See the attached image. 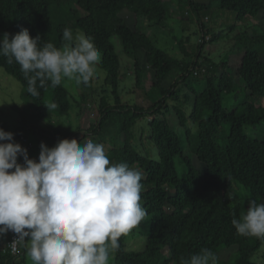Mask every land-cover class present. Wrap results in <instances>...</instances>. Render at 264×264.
<instances>
[{
  "label": "trees",
  "instance_id": "1",
  "mask_svg": "<svg viewBox=\"0 0 264 264\" xmlns=\"http://www.w3.org/2000/svg\"><path fill=\"white\" fill-rule=\"evenodd\" d=\"M214 1L223 10L233 11L239 22L251 17L264 20V0H0V42L5 33L11 38L27 28L33 38L41 37V44L61 47L67 27L74 35L83 30L101 53L99 65L106 72L109 91L96 93L92 85L83 83L69 86L70 90L63 81L57 87L49 81L46 88L38 89L39 97L28 93L21 66L0 56V67L21 83L25 98L32 102L28 113L21 114L19 126L10 128L0 122V128L12 132L15 143L31 146L28 156L37 162L42 142L51 148L84 132L78 143H103L111 163L123 162L144 174L140 203L147 213L143 220L150 222L147 243L143 250H131L126 247V234L122 235L118 248L112 249L113 264H180L181 257L205 248L215 254L216 264H264L260 260L264 253L253 260L264 238L238 235L231 222L247 211L249 200L264 203V135L252 137L244 128L264 122V105L259 102L264 100V33H239L236 39L242 50L234 60L227 57L216 62L203 56L205 47L221 37L216 34L206 40L210 29L201 19L215 7ZM174 6L181 10L186 6L201 21L204 33L195 58L189 51L183 59L172 56L143 28L146 21L165 27ZM113 36L120 38L124 53L134 60L132 67L127 63L135 75L134 88L143 84L145 65L152 68L153 87L159 95H149L150 106L123 102L122 63ZM198 78L205 80L200 90L191 85ZM171 79V87H166L164 83ZM183 84L195 94L190 114L182 100ZM237 85L246 91L244 100L225 107L224 96ZM49 102L56 108L49 111L45 106ZM92 106L98 109L97 118ZM74 111L78 118L87 115L81 125L69 119ZM169 115H175L178 126ZM149 116L142 130L159 159L149 154L146 138L136 135L140 119ZM85 123L90 126L84 127ZM18 162L24 163L23 156ZM238 183L250 192L249 198L240 196ZM9 237L8 232L0 235V264H24L28 241H21L14 255Z\"/></svg>",
  "mask_w": 264,
  "mask_h": 264
},
{
  "label": "clouds",
  "instance_id": "2",
  "mask_svg": "<svg viewBox=\"0 0 264 264\" xmlns=\"http://www.w3.org/2000/svg\"><path fill=\"white\" fill-rule=\"evenodd\" d=\"M62 39L57 47L41 44L27 28L11 38L4 34L0 56L21 66L31 96L39 97L49 81L52 87L64 80L88 85L97 77L102 57L93 39L67 27ZM76 139L77 134L51 148L42 142L37 162L12 132L0 128V235L17 234L14 246L28 241L34 264H109L119 238L147 214L140 203L141 172L111 163L103 143ZM231 222L238 235L264 238V203L249 200L247 211ZM180 264H216V256L205 248L181 257Z\"/></svg>",
  "mask_w": 264,
  "mask_h": 264
},
{
  "label": "rangeland",
  "instance_id": "3",
  "mask_svg": "<svg viewBox=\"0 0 264 264\" xmlns=\"http://www.w3.org/2000/svg\"><path fill=\"white\" fill-rule=\"evenodd\" d=\"M217 3V1H214L215 7L208 11L206 15H203L201 19L210 29L209 35L206 36V40L209 41L212 36L216 34H220L221 37L218 41H215L205 47L203 56H208L216 62H220L227 57H230L234 60L236 54L239 55L240 51L242 50V47L238 43L236 36L246 30L254 34L264 33V20L260 17H251L245 22H239L235 19V13L233 11L226 9L223 10L219 7V4L217 6ZM143 28L153 37L155 43L160 48L170 53L172 56L179 57L181 59L186 58L185 51H189L193 55V58L196 57V54L194 53L198 51V46L201 42L200 39L204 33L200 19L197 15H195V13H191L186 6H184L182 10L180 7L174 6V9L169 14V21L165 27H153L148 21H146L143 25ZM77 33L85 34L81 29L77 30L76 34ZM112 40L122 63L121 73L123 74V78L121 82V95L123 102L126 104L140 105L143 107L150 106L153 104V102L149 98V95H159L158 90L153 87L155 76L152 68L145 65L143 84L139 88H134L135 75L132 73L133 69L129 71L127 67L128 62L129 66L132 67L134 65V60L124 53L121 40L118 36H113ZM96 68L97 77L93 80V83H90L89 86L92 85L93 90L96 93H101L103 89H108L109 91L110 86L106 81L105 70L99 64L96 66ZM125 74L128 75L127 78ZM194 80L195 81H193L191 85H193L197 90L204 88V79L201 80L198 78ZM173 81L174 80L172 79L170 81L168 80V82L164 83V85H166V87H171ZM63 82L68 88L74 87L75 85L77 87L75 81L64 80ZM240 86L237 85L233 93L224 96L223 105L225 107H233L244 100L246 91ZM187 87L183 84V90L181 93L183 96L182 100L185 102L184 107L186 112L187 114H190L195 100V94ZM23 90L24 88L21 83L15 77L10 75L3 67H0V122L9 126L10 128H16V126H19L21 123L20 120L22 119L21 114H27L31 109L30 106H32V102L27 101L25 95L23 94ZM95 92H93V95L96 96ZM185 96H188L189 99L185 100ZM169 102L170 104L172 103L170 99ZM259 102L264 105V100ZM90 103L93 105L92 101H90ZM92 107V115L97 118L99 113L98 109L95 106ZM84 113L86 114L87 111L85 110ZM86 116L87 115H83L82 117L79 116L78 118L74 111V113L72 114L71 112V116L68 117L73 121L74 125L77 126L79 124L81 125V122L84 123ZM150 117L151 116L140 119L141 124L139 123L138 127L136 128V135L138 137L143 136L144 139L146 138L147 133L143 132L142 127L146 126L145 123L148 121L147 119H150ZM169 119L175 126H178L175 115H169ZM88 125L89 123H86L85 127ZM226 125L229 127V124ZM189 126H193L191 121H189ZM244 128L248 135L252 137L263 138L264 122L257 127L245 125ZM83 133L84 132L77 133V137L83 138ZM145 141L148 152L152 158L159 159L157 149L152 145H149L147 138ZM105 150H107L106 146ZM177 165L179 173L183 175L184 167L180 158H177ZM141 175L144 176L142 172ZM237 189L240 196L243 198H249L251 196L250 192L242 184L238 183ZM149 228L150 222L148 220H142L139 225L126 233V247L131 250H143L149 237ZM263 251L264 245L253 256V260H258V255H262L264 253ZM260 260L264 262V258L261 257ZM233 261L234 259H232V262ZM113 263L114 253L112 250H110L109 264ZM24 264H34V262L31 261L30 257L28 256V252L26 254V260Z\"/></svg>",
  "mask_w": 264,
  "mask_h": 264
},
{
  "label": "built area",
  "instance_id": "4",
  "mask_svg": "<svg viewBox=\"0 0 264 264\" xmlns=\"http://www.w3.org/2000/svg\"><path fill=\"white\" fill-rule=\"evenodd\" d=\"M203 36V35H202ZM200 40H202V39H200ZM26 141V139H24L23 140V142H25ZM30 146V145H29ZM27 150H30L31 149V146L30 147H27L26 148ZM11 171V170H10ZM9 233V247H10V250H11V252L14 254V255H17L18 254V252H19V247H20V242H17L16 244H15V246L13 245V242L16 240V239H18V236H17V234H15L14 232H12V231H9L8 232ZM15 249V250H14Z\"/></svg>",
  "mask_w": 264,
  "mask_h": 264
},
{
  "label": "crops",
  "instance_id": "5",
  "mask_svg": "<svg viewBox=\"0 0 264 264\" xmlns=\"http://www.w3.org/2000/svg\"><path fill=\"white\" fill-rule=\"evenodd\" d=\"M198 1L205 2L204 0H198ZM82 125H84V127H85L86 123H85V124H82ZM89 126H90V125H89Z\"/></svg>",
  "mask_w": 264,
  "mask_h": 264
}]
</instances>
